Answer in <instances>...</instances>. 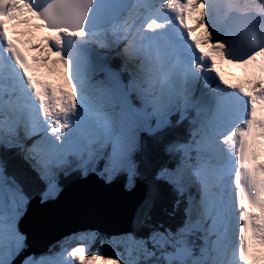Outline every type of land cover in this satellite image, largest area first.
Listing matches in <instances>:
<instances>
[{
  "label": "snow or ice",
  "instance_id": "snow-or-ice-1",
  "mask_svg": "<svg viewBox=\"0 0 264 264\" xmlns=\"http://www.w3.org/2000/svg\"><path fill=\"white\" fill-rule=\"evenodd\" d=\"M23 25L35 41L17 37ZM173 113L188 139L165 144L176 163L154 179L185 201L180 227L137 218L144 232L113 238L123 259L81 244L19 264H264V0H0V149L20 162L0 161V264L26 247L30 189L53 200L71 172L130 187L140 134L164 132Z\"/></svg>",
  "mask_w": 264,
  "mask_h": 264
},
{
  "label": "water",
  "instance_id": "water-1",
  "mask_svg": "<svg viewBox=\"0 0 264 264\" xmlns=\"http://www.w3.org/2000/svg\"><path fill=\"white\" fill-rule=\"evenodd\" d=\"M94 181L88 178L72 182L54 200L44 203H39V198L29 200L18 224L26 236V247L17 257L16 264L25 256L45 253L50 245L78 231L112 234V230H132L127 226L136 216L140 218L148 193H140L136 188L128 192L121 185L116 193L105 195ZM99 218L104 220L103 223Z\"/></svg>",
  "mask_w": 264,
  "mask_h": 264
},
{
  "label": "trees",
  "instance_id": "trees-1",
  "mask_svg": "<svg viewBox=\"0 0 264 264\" xmlns=\"http://www.w3.org/2000/svg\"><path fill=\"white\" fill-rule=\"evenodd\" d=\"M174 121L172 122L171 125H174L172 127L166 128L164 130V132L157 134V136L155 138H160V140H155L150 138L149 136H147L145 139L142 138V142L140 144V153L138 155L139 158H141V162H140V170L144 173H148L146 172V170H142L145 169L147 167H149L148 169H150V173H154V170L152 168V166H150L153 162H158V156L160 155V149L162 148V143L163 141H166V143L173 141V140H177L179 138V131L183 128L182 124L180 125H176ZM184 125V124H183ZM145 140V141H144ZM159 147V148H158ZM5 152H3L2 157H5ZM2 157L0 156V160L6 162L7 168L8 170L11 172H16L20 169V165L13 159L10 160H5L6 158H4V160L2 159ZM162 163H167L169 164V161H167V156L162 157L161 159ZM148 173V174H150ZM122 180V178H119ZM65 185L66 181H63L61 185ZM161 192V193H160ZM158 193V194H157ZM157 193H156V200L159 203V206H157L152 213H150L151 217H147L146 219H144V224H151L153 226L157 225V224H162L165 227L169 228L172 231H175L178 227H180L182 225V221H183V214L181 212V210L178 208L177 204H173L171 203V199L170 196L169 198H167V194L164 193L163 188H162V184H158L157 185ZM29 195L30 198L33 195H37L35 190H29ZM167 199V200H166ZM153 216V217H152ZM155 217V218H154ZM145 227L142 225L141 228L139 229V232H142V230ZM106 237H103V239H105ZM100 240H96L95 243L91 246V249L89 248V252L91 251H95L97 252L103 245L104 242L99 243ZM59 245V244H58ZM54 251L59 250V246H54L53 247Z\"/></svg>",
  "mask_w": 264,
  "mask_h": 264
},
{
  "label": "rangeland",
  "instance_id": "rangeland-1",
  "mask_svg": "<svg viewBox=\"0 0 264 264\" xmlns=\"http://www.w3.org/2000/svg\"><path fill=\"white\" fill-rule=\"evenodd\" d=\"M37 35V34H35ZM52 64V63H51ZM54 66V69L56 70V68L58 67L56 64H52ZM54 72V70H53ZM61 74H63V71L61 69ZM58 75V73H57ZM97 79H102L99 76L97 77ZM143 133L140 134V140H141V135ZM136 156V154H135ZM134 159V156H133ZM1 161V160H0ZM102 162V161H100ZM154 162L152 163L150 166H152L154 169L155 167L153 165H155ZM140 166L139 161L136 160V167ZM161 193V192H160ZM58 194V193H57ZM158 194V193H157ZM39 202L41 203V201L39 200ZM127 227L129 228H133L131 224H129ZM113 233L111 234L110 237H106L105 239H103V237H97V235L92 236V233H97L96 230H90V231H83V232H78V233H74L71 234L69 237L64 238L62 240V243L59 244V250L54 251L53 246H50V251H48L47 253L44 254H38L36 256H32L37 260H46V259H59L61 257L66 258L67 254L70 253V251L74 248L77 247L78 245L83 244L85 246V256H91V255H96V256H102L105 259L108 258H115L117 255H119L121 257V259L124 258L125 256V250L123 249V247L117 242V240H114L113 238H119L123 233L125 232H121V231H114L112 230ZM127 232V231H126ZM96 240H101L103 241V248L98 250L97 252H89L88 249H91V245L95 243ZM59 243V242H58ZM78 243V245H77ZM18 257V256H17ZM16 257V259H17Z\"/></svg>",
  "mask_w": 264,
  "mask_h": 264
},
{
  "label": "bare ground",
  "instance_id": "bare-ground-1",
  "mask_svg": "<svg viewBox=\"0 0 264 264\" xmlns=\"http://www.w3.org/2000/svg\"><path fill=\"white\" fill-rule=\"evenodd\" d=\"M52 64H54V63H52ZM52 64L50 63L49 65H51L50 67H51V70H52V73H53V77H54V79L57 80L56 77H57V76H62L63 74L60 73V72H61V68H60L58 65H57L58 67H57L56 70H55V69H54V66H53ZM53 70H54V72H53ZM57 73H58V75H57ZM57 81L63 83L62 80H57ZM102 163H103V162H99L98 166L102 165ZM61 177H62V176H61ZM119 178H121V176H120ZM120 180H121V179H120ZM117 181H118V179L115 178L111 183L115 182V184H116ZM60 183H62V182H60ZM110 186H111L110 183H108V184H104V185L102 186L101 191L103 192V194L108 195V194H111V192L116 193L117 189L115 188V190H114L113 188H110ZM102 189H103V190H102ZM128 192H129V191H128ZM156 193H157V192H156ZM130 194H131V192H130ZM138 200H139V199H138ZM137 206H138V205H136V208H137ZM143 206H145V205H143ZM146 206H148V203H146ZM99 221H100V223H103L104 220H103L102 218H99ZM182 222H183V221H182ZM56 246H58V245H56ZM88 250H89V249H88Z\"/></svg>",
  "mask_w": 264,
  "mask_h": 264
}]
</instances>
